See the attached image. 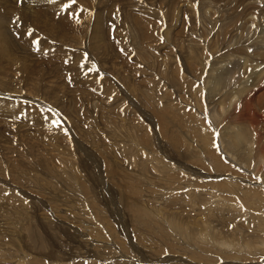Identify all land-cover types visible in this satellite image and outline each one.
I'll return each instance as SVG.
<instances>
[{
    "label": "rangeland",
    "instance_id": "rangeland-1",
    "mask_svg": "<svg viewBox=\"0 0 264 264\" xmlns=\"http://www.w3.org/2000/svg\"><path fill=\"white\" fill-rule=\"evenodd\" d=\"M0 264H264V0H0Z\"/></svg>",
    "mask_w": 264,
    "mask_h": 264
},
{
    "label": "snow or ice",
    "instance_id": "snow-or-ice-1",
    "mask_svg": "<svg viewBox=\"0 0 264 264\" xmlns=\"http://www.w3.org/2000/svg\"><path fill=\"white\" fill-rule=\"evenodd\" d=\"M71 2L74 4L76 3V0H71ZM67 7V6H66ZM79 22V21H78ZM29 35H31V32H29ZM38 43V42H37ZM55 123V122H54ZM58 126V125H57Z\"/></svg>",
    "mask_w": 264,
    "mask_h": 264
},
{
    "label": "bare ground",
    "instance_id": "bare-ground-1",
    "mask_svg": "<svg viewBox=\"0 0 264 264\" xmlns=\"http://www.w3.org/2000/svg\"><path fill=\"white\" fill-rule=\"evenodd\" d=\"M251 19H252V18H251ZM212 151H213V150H212ZM172 225H173V224H172ZM173 226H174V225H173ZM177 226H178V225H177ZM174 229H175V228H174ZM35 235H36V234H35ZM204 235H205V234H204ZM39 237H40V236H39ZM36 238H37V237H36ZM40 238H41V237H40ZM42 238H43V237H42ZM42 238H41V239H42ZM41 239H40V240H41ZM36 240L38 241V239H36ZM37 241H36V242H37ZM40 242H42V241H40Z\"/></svg>",
    "mask_w": 264,
    "mask_h": 264
}]
</instances>
